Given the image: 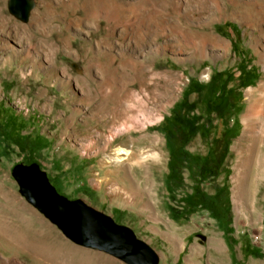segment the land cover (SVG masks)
Here are the masks:
<instances>
[{
    "label": "rangeland",
    "instance_id": "1",
    "mask_svg": "<svg viewBox=\"0 0 264 264\" xmlns=\"http://www.w3.org/2000/svg\"><path fill=\"white\" fill-rule=\"evenodd\" d=\"M27 1L21 19L0 0V264H125L72 243L26 202L11 172L31 163L70 201L131 229L158 264H264V175L243 189L233 182L244 159L233 149L244 93L264 80V0ZM218 74L221 84L234 79L225 89L224 119L235 123L226 158L214 162L223 125L209 115L170 194L165 119L190 83L209 87L212 101ZM202 98L188 102L205 119ZM117 148L127 151L121 161ZM195 190L227 192L228 220L198 208L173 221L171 199Z\"/></svg>",
    "mask_w": 264,
    "mask_h": 264
},
{
    "label": "water",
    "instance_id": "2",
    "mask_svg": "<svg viewBox=\"0 0 264 264\" xmlns=\"http://www.w3.org/2000/svg\"><path fill=\"white\" fill-rule=\"evenodd\" d=\"M9 9L25 19L29 3L27 0H10ZM11 175L26 202L72 243L102 251L125 264H158L155 251L131 229L117 224L113 218L81 200L70 201L60 194L37 163L15 165Z\"/></svg>",
    "mask_w": 264,
    "mask_h": 264
},
{
    "label": "trees",
    "instance_id": "3",
    "mask_svg": "<svg viewBox=\"0 0 264 264\" xmlns=\"http://www.w3.org/2000/svg\"><path fill=\"white\" fill-rule=\"evenodd\" d=\"M240 76L238 77L239 84L242 82V80L246 79V75L242 77V74L245 72L244 69L240 70ZM220 74V73H219ZM215 75L211 78L209 81L210 87H215L216 90L213 89L211 91L212 93V101L209 100V96H207L206 99L205 95L210 92L209 87H201L200 85H197L198 83H190L186 90L183 93V99L178 104H175L173 108L171 109V114L169 117L165 119L164 126L162 127L163 134L165 136L166 140V146L169 152V161H168V169L169 174L174 169L177 173L178 170L181 167H188V165L192 161L191 155L184 150L183 151V158L181 161H179L175 166L173 164L174 162V155H175V146H174V135L178 133L179 131L183 134H187L188 136L183 141V146L185 147L187 143L193 139L196 135H201L205 137L204 132L208 130L206 125L208 126L210 124V121L208 119L209 115L214 114L218 119L222 121L223 130L221 131L219 139L214 141L215 144V157L214 162L216 161L219 165L223 164L224 159L226 158L227 152H228V146L230 144V140L232 139V130L233 126H235V123H233V126L229 128L230 120L224 117L228 114V112L231 109V106H227L226 100H225V89L231 90L228 87L229 83H231L234 79H231L228 75H223L224 83H220V79L222 76ZM195 86V87H193ZM246 86V85H245ZM191 94H196L198 97L203 96V100H201V103L204 104L205 109L208 112V116H206L205 119L200 118L199 116L196 117L194 113V104L188 102V97ZM218 102L214 105H212V102ZM226 107V109H225ZM219 108L224 109L222 112L219 113ZM193 126V129L191 128L188 132V127ZM158 128V127H157ZM179 130V131H178ZM178 131V132H177ZM222 141L224 142V145L222 144ZM216 149L218 150L216 152ZM221 151V152H220ZM210 156H207L203 163L199 165V173L202 172L208 165H210ZM167 175L165 179V187L166 190L169 191V193L174 194V191H176L180 185H181V179L179 178L178 173L176 174L175 179H171L170 175ZM208 178L213 177V175H210L209 173L206 175ZM58 191V190H57ZM207 200V201H215V204H217L220 208V212L224 215L226 218V221L229 217L230 212V200L228 197L227 192H221V190L217 191L215 195H206L199 191H194L191 194H187L183 197H181L179 200H176L174 197L171 199L172 201H175L177 204V207H171L168 206L167 210L169 213L170 218L175 221L179 222L181 220H186L190 214H192L196 209L201 208L204 210H208L209 207L206 204H203L200 200ZM211 210V209H210ZM248 249H246L245 253L248 254ZM249 255L255 256V257H262V253H249Z\"/></svg>",
    "mask_w": 264,
    "mask_h": 264
},
{
    "label": "bare ground",
    "instance_id": "4",
    "mask_svg": "<svg viewBox=\"0 0 264 264\" xmlns=\"http://www.w3.org/2000/svg\"><path fill=\"white\" fill-rule=\"evenodd\" d=\"M244 97L247 109L241 118L243 132L233 145L236 153L241 157L244 156L240 164L235 166L233 178L236 187L239 186L241 189L246 188L249 181L255 182V179L264 175V80L260 81L255 88L247 89ZM114 154L118 156H115L116 160L121 161L122 158L119 155H126L127 151L117 148ZM107 160L111 161L110 158ZM234 199L237 197L234 196Z\"/></svg>",
    "mask_w": 264,
    "mask_h": 264
},
{
    "label": "flooded vegetation",
    "instance_id": "5",
    "mask_svg": "<svg viewBox=\"0 0 264 264\" xmlns=\"http://www.w3.org/2000/svg\"><path fill=\"white\" fill-rule=\"evenodd\" d=\"M228 88V87H227ZM224 109L219 108V113L222 112ZM233 125L229 124V128L232 127ZM193 129V126L191 125V127H188V132L190 129ZM223 130V127H222ZM221 130V131H222ZM179 131V130H178ZM177 131V132H178ZM188 136V133L183 134L182 132H178L174 135V148H175V155H174V166L181 161V159L183 158V151L185 150V147L183 146V141L184 139ZM225 141H222V144L224 145ZM221 152V151H220ZM169 174V172H168ZM176 172L173 169L172 172L169 174L171 179H175L176 178ZM215 195V194H213ZM202 201L203 204H206L209 209L206 210L209 212L210 215H212L216 220H218L220 223H224V221H226V218L224 217V215L220 212V208L217 204H215V201H207V200H200ZM211 209V210H210Z\"/></svg>",
    "mask_w": 264,
    "mask_h": 264
}]
</instances>
